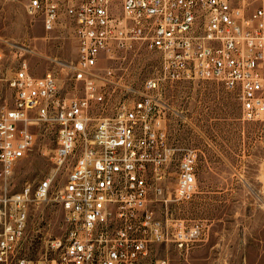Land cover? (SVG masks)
Returning <instances> with one entry per match:
<instances>
[{
    "label": "built area",
    "instance_id": "built-area-1",
    "mask_svg": "<svg viewBox=\"0 0 264 264\" xmlns=\"http://www.w3.org/2000/svg\"><path fill=\"white\" fill-rule=\"evenodd\" d=\"M26 11L52 31L62 8L74 23L72 79L80 96L59 92L52 72L33 76L23 59L7 79L11 105L0 108V264H143L154 244L188 252L199 224L154 203L191 202L197 151H182L176 185L165 196L162 167L170 156L158 111L162 83L215 80L233 91L245 122L264 121V0H25ZM137 45L159 56L160 76L139 88L121 86L119 68ZM1 59V55H0ZM57 127L54 174L35 188L13 191L14 165L31 150L27 125ZM57 200L64 237L51 240L53 256H18L29 212L42 204L64 167ZM153 264H170L160 258Z\"/></svg>",
    "mask_w": 264,
    "mask_h": 264
},
{
    "label": "rangeland",
    "instance_id": "rangeland-1",
    "mask_svg": "<svg viewBox=\"0 0 264 264\" xmlns=\"http://www.w3.org/2000/svg\"><path fill=\"white\" fill-rule=\"evenodd\" d=\"M77 0H70L75 2ZM25 0H0V108L11 105L7 79L25 59L33 76L52 72L61 95L80 96L81 84L73 81L74 23L62 8L55 28L46 31L39 15L26 11ZM121 72V86L139 88L160 76L159 56L137 45L125 60L109 62ZM158 111L170 156L162 167L165 196L174 193L182 151L194 148L196 192L191 202L154 203L156 216L164 212L199 224L200 235L188 252L173 244H154L143 264L164 258L170 264H264V121L245 122L233 91L215 80L163 82ZM34 135L30 152L12 169L10 184L18 191L24 184L35 190L54 174L51 156L57 127L50 121L27 125ZM69 168L55 173L46 200L29 212L26 233L18 256L49 258V242L66 232L63 209L57 200Z\"/></svg>",
    "mask_w": 264,
    "mask_h": 264
}]
</instances>
